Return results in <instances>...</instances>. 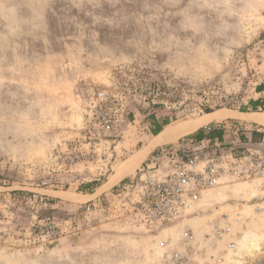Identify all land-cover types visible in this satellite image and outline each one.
Wrapping results in <instances>:
<instances>
[{"label": "rangeland", "instance_id": "rangeland-1", "mask_svg": "<svg viewBox=\"0 0 264 264\" xmlns=\"http://www.w3.org/2000/svg\"><path fill=\"white\" fill-rule=\"evenodd\" d=\"M263 35L264 0H0V264H161L129 181L161 144L118 185L89 183L107 182L164 119L264 112L251 106ZM101 92L113 99L110 130L97 118ZM232 124L259 123L206 125ZM225 130L224 144L245 138ZM249 198L221 190L194 226L203 239L208 221L228 222L229 262L264 252V236L259 248L238 242L264 227Z\"/></svg>", "mask_w": 264, "mask_h": 264}, {"label": "built area", "instance_id": "built-area-1", "mask_svg": "<svg viewBox=\"0 0 264 264\" xmlns=\"http://www.w3.org/2000/svg\"><path fill=\"white\" fill-rule=\"evenodd\" d=\"M256 50L258 60L264 63V35L258 39ZM257 86L263 90L258 92ZM255 91L259 93L258 100H262L264 74L258 73ZM97 100V118L105 130H110L113 99L101 92ZM225 128L235 136L244 134L245 138L231 145L218 138L187 137L159 145L129 180L136 195L133 208L153 233L152 242H157L163 250L161 264L234 263L227 260L228 252L236 248V242H225L230 229L227 221H208L203 239H197L194 232V226L212 212L209 207L214 205L213 200L221 190H247L252 212L264 214V125L245 132L235 124L221 127V131H226ZM204 129L206 134L213 128L209 125ZM256 134L259 138H255ZM160 230L167 233L159 239ZM177 230L179 235L173 238L170 234ZM234 264H264V252L248 255L243 260L240 257Z\"/></svg>", "mask_w": 264, "mask_h": 264}, {"label": "bare ground", "instance_id": "bare-ground-1", "mask_svg": "<svg viewBox=\"0 0 264 264\" xmlns=\"http://www.w3.org/2000/svg\"><path fill=\"white\" fill-rule=\"evenodd\" d=\"M228 117L245 118L259 124H264V112L239 113L230 110H216L213 112L205 113L194 119L185 120L177 123L176 122L169 123L165 125L158 134L153 136V139L149 142L148 146L145 149L138 151L137 153L131 155L130 157L122 161L120 165L116 168L114 174L109 178V181L104 185V187L107 186L109 187L110 185L117 182L123 174L127 172H131L138 165V163H140V161L144 158V154L147 148L150 147V145H152L153 143L162 145V143H166L169 140L171 141L186 134L192 133L202 126L203 128L209 126L205 124H208L213 121H219ZM72 196H74V194L71 195V193L65 195V197H72ZM248 209H251V206H249ZM258 215L262 216V218L264 219V214H258ZM263 236H264V227L260 228V230H258V233L253 228L246 229L243 232V237L240 238L238 242L244 240L245 243L243 244L244 245L246 244L247 245L246 247L251 248V246H256L259 248V242H260L259 239H261Z\"/></svg>", "mask_w": 264, "mask_h": 264}, {"label": "trees", "instance_id": "trees-1", "mask_svg": "<svg viewBox=\"0 0 264 264\" xmlns=\"http://www.w3.org/2000/svg\"><path fill=\"white\" fill-rule=\"evenodd\" d=\"M262 106V109L264 108V98L262 99V100H256V101H253L252 103H251V106H252V110H256L257 109V106ZM206 112H210L209 110H207ZM169 123V121L167 120V119H164L163 121H162V123L161 124H157L154 128H152L151 129V133L152 134H158L161 130H162V127L164 126V125H166V124H168ZM221 133H222V131L221 130H211V131H209L207 134H205L204 132H203V130H199V131H197V132H194V134H191L190 136H188L187 138H193V139H195V140H201V139H204V138H206V139H214V138H218L219 140H221L222 138H221ZM257 136H258V138H259V135H255V138H257ZM89 184H93V185H99V183H97V182H95V181H93V182H91V183H89ZM89 184H85L83 187H86V186H88Z\"/></svg>", "mask_w": 264, "mask_h": 264}, {"label": "crops", "instance_id": "crops-1", "mask_svg": "<svg viewBox=\"0 0 264 264\" xmlns=\"http://www.w3.org/2000/svg\"><path fill=\"white\" fill-rule=\"evenodd\" d=\"M258 73H259L260 75H263V74L261 73V71L258 72ZM257 89H258V92H261V91L263 90V89H261V87H258ZM258 95H259V93H258ZM208 124H209V123H208ZM205 125H206V124H205ZM258 125H260V124H258ZM261 125H264V124H261ZM164 126H165V125H164ZM162 129H163V127H162ZM188 135H191V134H188ZM188 135L186 134V136H183V137L181 136L182 138L179 137V138H177V139L171 140V142H172V141H176V140H178V139L180 140V138H181V139H185ZM152 136H153V134H152L150 137H148L147 141H148ZM147 141H146V142H147ZM168 142H170V140L167 141L166 143H168ZM144 144H145V143H144ZM157 146H159V145H156V146L152 147V148L149 150L148 154H149V153H150L155 147H157ZM148 154H147V155H148ZM132 171H133V170H132ZM132 171H131V172H132ZM134 171H135V170H134ZM129 173H130V172H127V173L123 174V175L119 178V180L117 181V183L115 182L116 184L114 183V185H113V184L110 185L111 187L109 186V188H112V187H114L115 185H118L119 183H121L125 178L128 177V175H127V176H125V175H126V174H129ZM113 174H114V173H113ZM131 174H132V173H130L129 175H131ZM124 176H125V177H124ZM123 177H124V178H123ZM120 179H121V180H120ZM108 181H109V179H108ZM108 181H107V182H108ZM104 182H106V181H104ZM104 182H103V183H104ZM107 182H106V183H107ZM103 183H101L100 185H98V186H100L99 189H104V188H107V187H108V186H107V187H104V185H105L106 183H104V184H103ZM102 184H103V185H102ZM98 186H97V187H98ZM97 187H96V188H97ZM103 187H104V188H103ZM74 196L80 198V197H82V196H84V195H77V194H75Z\"/></svg>", "mask_w": 264, "mask_h": 264}]
</instances>
